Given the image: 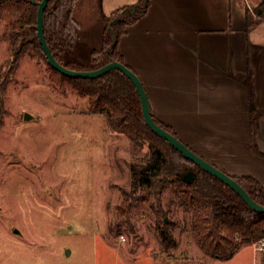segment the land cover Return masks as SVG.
I'll return each mask as SVG.
<instances>
[{
  "label": "rangeland",
  "instance_id": "1",
  "mask_svg": "<svg viewBox=\"0 0 264 264\" xmlns=\"http://www.w3.org/2000/svg\"><path fill=\"white\" fill-rule=\"evenodd\" d=\"M6 1L0 0V264H261L259 241L230 259L203 250L175 186L159 199L142 190L136 172L152 159L150 143L110 131L103 114L90 112V97L61 80L41 51L16 58L18 31L28 40L34 34ZM259 1L244 0L250 9ZM75 4L79 38L64 61L91 66L108 21L97 0ZM175 161L188 182L198 176L192 163Z\"/></svg>",
  "mask_w": 264,
  "mask_h": 264
},
{
  "label": "crops",
  "instance_id": "2",
  "mask_svg": "<svg viewBox=\"0 0 264 264\" xmlns=\"http://www.w3.org/2000/svg\"><path fill=\"white\" fill-rule=\"evenodd\" d=\"M97 3L104 22L123 7L148 5L119 50L143 80L153 116L218 167L264 185V20L247 27L244 0Z\"/></svg>",
  "mask_w": 264,
  "mask_h": 264
},
{
  "label": "trees",
  "instance_id": "3",
  "mask_svg": "<svg viewBox=\"0 0 264 264\" xmlns=\"http://www.w3.org/2000/svg\"><path fill=\"white\" fill-rule=\"evenodd\" d=\"M38 1L41 0L6 1L8 6L20 12L17 20L22 23L21 26H31L34 34V38L28 40L30 37L23 30L18 31L17 37L22 44L15 51L16 58L23 51L30 49L42 52L47 58L39 36H37ZM76 1L49 0L45 9V36L57 59L74 69L99 68L112 59L125 63L123 54L119 50V42L127 31L128 25L137 21L139 16L147 11L148 5L139 6L136 10L133 7H123L107 16L108 22L103 32L102 47L94 49L91 57L92 65L87 66L67 63L63 57L64 53L73 52L79 38L76 28L77 20L74 18ZM147 2L149 4V0ZM246 15L247 27L262 22L264 20V0L259 1L253 9L246 8ZM54 70L61 80L69 82L81 94L90 97V112L103 114L110 131L128 135L138 144L142 138L150 143L152 159L147 166L136 170V181L142 186V190L151 189L158 199L161 192L169 186L179 189L182 197L181 203L192 210V228L203 250L213 256L230 259L244 245L264 241V213L253 210L232 187L210 172L204 171L147 125L141 96H139L135 83L126 73L119 69H111L94 78H74L61 73L56 68ZM155 120L179 137L174 127L158 118ZM251 124L252 148L260 153L256 139L258 124L254 118ZM178 157L183 159L185 164L192 163L196 166L198 176L195 179L190 182L184 179L183 173L174 165L177 164L175 159ZM232 176L247 189L255 200L264 204V185L257 177ZM261 264H264V252Z\"/></svg>",
  "mask_w": 264,
  "mask_h": 264
},
{
  "label": "water",
  "instance_id": "4",
  "mask_svg": "<svg viewBox=\"0 0 264 264\" xmlns=\"http://www.w3.org/2000/svg\"><path fill=\"white\" fill-rule=\"evenodd\" d=\"M48 2L49 0L38 1L39 9L37 14V21H38L37 36H39L41 45L43 46V50L47 55L49 63L53 67H55L61 73L74 78H78V77L94 78L109 72V70L111 69H119L123 73H126L129 76V78L135 83L139 96H141L142 109L144 111V116L147 125L151 127L156 134L162 136L164 139L170 142L172 146H175L185 157H187L188 159H192L204 171L210 172L221 181H224L229 187H232L237 193H239V195L243 198V200L247 202L253 210L255 209L258 212L264 213V204L255 200L247 191V189L238 180H236L230 173L218 167L206 157H202L199 153H197L191 146H189L175 133L170 132L167 128L161 126L155 120L150 107V98L144 86L143 80L140 79L139 75L129 65L121 61L112 59L111 61H109V63L99 68L74 69L68 67L63 62L61 63L55 56L54 52H52L49 42L47 40V36H45L44 14H45V9L48 6L47 5ZM25 115L27 119L31 117L29 113H25ZM191 179L192 178H190V180ZM16 231L18 230L16 229Z\"/></svg>",
  "mask_w": 264,
  "mask_h": 264
},
{
  "label": "built area",
  "instance_id": "5",
  "mask_svg": "<svg viewBox=\"0 0 264 264\" xmlns=\"http://www.w3.org/2000/svg\"><path fill=\"white\" fill-rule=\"evenodd\" d=\"M260 249H263L264 248V241H261L260 242V246H259ZM264 250V249H263Z\"/></svg>",
  "mask_w": 264,
  "mask_h": 264
}]
</instances>
